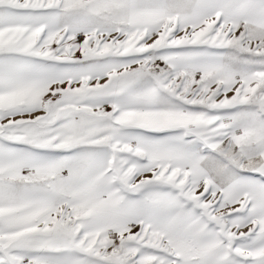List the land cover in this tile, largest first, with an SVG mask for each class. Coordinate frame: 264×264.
Returning <instances> with one entry per match:
<instances>
[{"label": "snow or ice", "instance_id": "1", "mask_svg": "<svg viewBox=\"0 0 264 264\" xmlns=\"http://www.w3.org/2000/svg\"><path fill=\"white\" fill-rule=\"evenodd\" d=\"M0 264H264V0H0Z\"/></svg>", "mask_w": 264, "mask_h": 264}]
</instances>
